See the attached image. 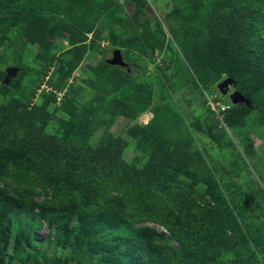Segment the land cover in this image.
Instances as JSON below:
<instances>
[{
  "label": "rangeland",
  "instance_id": "1",
  "mask_svg": "<svg viewBox=\"0 0 264 264\" xmlns=\"http://www.w3.org/2000/svg\"><path fill=\"white\" fill-rule=\"evenodd\" d=\"M224 1L214 2L221 13L216 25L234 27L239 13L222 16L228 10ZM7 2L0 0V4ZM174 8L172 0H115L105 11L91 14L93 31L86 32V48L80 53L78 65L56 64L59 74L68 80L55 100L50 85H37L38 73L27 72L23 83L11 85L13 77L8 79V70L17 68L18 75L19 67L13 65L16 55L8 44L10 39L3 40L5 33L0 30V130H11L13 135H7V139L16 144L6 150V160L12 164L17 158L39 156L43 168L54 176L66 175L70 186L66 190L71 188L65 203L48 184L16 182L11 177L0 183L13 202L6 217H17L19 223L35 218L26 228L34 234L25 235L23 242L16 229L6 235L5 245H1L5 246L3 264H63L66 258L70 264H151L152 258H147L150 252L168 256L172 264H264L263 128L253 123L256 112L239 132L230 129L224 115L217 112L221 122L219 127L213 126L202 103L198 76L189 61L185 71L178 69L171 49L150 51L146 37L159 36L174 43L173 28H182L181 23L190 17L171 13ZM136 29L139 32H134ZM60 34L53 41L54 53L71 47ZM118 35L124 39L121 47L114 45ZM13 36L14 32L6 33V38ZM40 48L38 42H28L23 61L40 69ZM116 49L127 52V65L105 63ZM57 66L51 71L57 72ZM129 81L132 87L123 92ZM27 85L31 87L21 98L20 90ZM64 93L68 99H63ZM45 94L50 98H43ZM221 97L228 102V95L221 93ZM228 104L222 101V105ZM222 127L226 131H221ZM241 136L245 145L240 143ZM116 181L122 186L104 188ZM27 187H31L30 205L18 193ZM172 191H186L198 201L197 195H203L213 203L215 194L227 198L222 217L208 203L203 210L196 209L206 221L220 220L227 227L226 241L212 235L205 239L207 249L202 260L189 258L182 242L150 217L131 221L136 237L123 235L108 247L104 239L96 238L97 234L94 238L88 233L83 236L75 217H69L61 235L51 230V213L80 212L79 219L87 230L85 216H91L94 210L99 212L109 203L127 212L139 210L127 206L134 205V201L178 224L181 218L167 196ZM83 196L98 199L89 207L84 205ZM99 196L103 197L101 202ZM191 223L193 231L197 223ZM141 229L151 232L143 233ZM155 233L164 237L158 239ZM110 246L121 259L109 256Z\"/></svg>",
  "mask_w": 264,
  "mask_h": 264
},
{
  "label": "trees",
  "instance_id": "2",
  "mask_svg": "<svg viewBox=\"0 0 264 264\" xmlns=\"http://www.w3.org/2000/svg\"><path fill=\"white\" fill-rule=\"evenodd\" d=\"M184 1L179 4V2L176 1V3L172 0L175 8L173 11H168L190 16L181 23L182 28H173L172 32L175 35V42H166L164 38L159 36L146 37L150 51L158 48L161 50L171 49L175 55L178 69H184L185 71L188 70L186 63L189 61L198 76L199 92L207 116L215 127H219L221 120L216 117L215 111L207 104L205 91L215 90V92L221 94L218 90L219 83L224 79L233 78L236 84L229 86L228 93L225 94L229 96L227 97L229 106L222 111L226 124L230 129L239 132L238 129L248 123V117H252V114L256 112L255 117L252 119L254 120L253 123L256 126H262L264 131V0L224 1L228 5V10L222 16L231 15L234 11L239 13L237 15L239 18L234 27L227 26V24L216 25L217 18L221 13L217 11L218 6L214 3L215 0ZM114 2L115 0H8L7 3L0 4V19L3 21L0 30L5 33L2 39H10L11 42H8V44L14 47L16 55L13 65L19 67L18 75L12 76L11 85L23 83L27 72L38 73L37 80L39 82L37 85L43 82L48 87L51 86L52 88H50L55 92L52 95L55 100L56 93L64 91L68 80L67 76L59 74L60 67L57 65L63 67L73 64L78 65L86 48L83 47L88 39L86 32L93 31L95 21H90L89 16L94 12L105 11ZM164 15L166 16V14ZM224 18L228 20L227 16ZM158 27L160 31V24ZM192 30H197L198 33L194 34ZM8 32H14V36L6 38V33ZM131 32H133V29ZM134 32L139 31L136 29ZM142 32H145V30ZM58 33H61L60 35L68 40L71 47L67 50H60V52L57 50L58 52L54 53L52 51L56 46L53 41ZM134 38L140 40L139 36ZM28 42L32 44L38 42L41 45V67L40 69L37 68L38 71L23 61ZM114 45L115 47L123 46L124 39L121 36H119V39L115 38ZM143 51L146 52L145 49ZM126 53L122 51L125 59L127 58ZM107 62L105 61L107 65H110ZM54 66L58 67L57 72L51 71ZM31 85H27L26 88L20 90L21 98ZM132 85V81H129L123 86L122 91L129 90ZM237 90L249 99L248 103H232L230 96ZM67 96V93H64L63 99H68ZM45 97L47 99L50 98L47 94L43 98ZM221 100L224 103H228L222 97ZM221 131L226 130L222 127ZM7 135H13V132L10 130L7 133L4 129L0 130V183L11 177L16 182L27 180L29 182L48 184L53 187L58 194L57 196L62 197L64 202L67 203L71 188L66 190L67 187H70L66 175L54 176L48 173L43 168V161L39 156L30 155L24 158H17L12 161V164L7 162L6 150L11 145H16L15 140L7 139ZM240 139V143L245 145V139L242 136ZM119 186H122V184L116 181L104 186V188L110 189ZM30 191L31 187L18 190L19 195L28 205L33 202ZM167 196L169 201L173 203L177 216L181 218L178 224H176L174 219L160 216L152 207H145L146 205L141 202L134 201V205L128 204L127 206H133L139 208V210L132 209L131 212H127L124 209L119 210L120 208L112 203H109L106 207L101 206L99 212L94 210L91 216H85L87 230H85L81 219H79L81 217L80 212L75 210L73 212H64L63 210L60 213H51L49 211L48 213H51V230H57L58 234L61 235L64 231L65 223L70 221L69 217H75L78 219L77 222H79L78 227L83 230V236L84 233H88L91 234V238H94V235L97 234L96 238L104 239L108 247L110 242H119V238L123 235H127L129 239L135 236L130 227L131 221H142L150 217L157 224L168 228L171 237L182 242L184 253L187 256L189 255V258L197 260H202L201 256L206 253L205 239L210 235L223 237L222 240L226 241V225L223 227L220 220L216 222L206 221L205 215L196 211V209L203 210L205 204L208 203L213 205L217 209L219 217H222L227 207L225 195L215 194L214 203L213 201H208L203 195H197L198 201L192 195L187 194L186 191H172ZM97 199L83 196L84 205L89 207ZM102 199L103 197L99 196L98 202H101ZM104 203L107 204L108 202L105 200ZM10 204H13V202L8 198L7 189L5 186L0 185V264L4 263L1 254L4 253L2 249L5 247H1V245L4 244L6 235L12 229L17 230V236L22 239V242L25 235L31 236L34 234V231L26 232V228L34 221V217L31 220H25L23 223H19L17 217H6V213L10 211ZM192 220L197 223L193 231L190 230L193 227ZM96 221L100 222V224L96 225ZM140 231L143 233L151 232L150 229H141ZM188 231L192 235L191 237H189ZM113 235L116 236L113 237ZM154 236L158 239L164 237L162 233H155ZM92 244L90 243L91 246ZM119 244L124 245L123 242ZM110 248L109 256L115 259L118 257L122 258L114 246H110ZM156 254L153 252L148 254L147 258H152L151 264H154V260L158 258L159 255L157 254L158 256H156ZM159 257L157 264H172L171 261L169 262L168 256ZM69 260V258H66L63 264H70ZM103 262L105 264V261ZM248 264H251V262H248Z\"/></svg>",
  "mask_w": 264,
  "mask_h": 264
},
{
  "label": "water",
  "instance_id": "3",
  "mask_svg": "<svg viewBox=\"0 0 264 264\" xmlns=\"http://www.w3.org/2000/svg\"><path fill=\"white\" fill-rule=\"evenodd\" d=\"M107 61L113 65H119V66L127 65V63L124 61V57L120 49L114 50L113 56L111 58H108ZM17 71H18L17 68H14V67L9 68L8 79H10V77L12 76H15ZM235 84H236V81L233 78L224 79L223 81L219 83L218 90L222 94H227L229 86L235 85ZM230 97H231V101L233 102V104L249 102V99H247L245 95L238 90L233 92Z\"/></svg>",
  "mask_w": 264,
  "mask_h": 264
},
{
  "label": "built area",
  "instance_id": "4",
  "mask_svg": "<svg viewBox=\"0 0 264 264\" xmlns=\"http://www.w3.org/2000/svg\"><path fill=\"white\" fill-rule=\"evenodd\" d=\"M205 96L207 98V104L219 114H222V111L229 106L222 105L221 95L217 92L210 93L209 91H205Z\"/></svg>",
  "mask_w": 264,
  "mask_h": 264
},
{
  "label": "flooded vegetation",
  "instance_id": "5",
  "mask_svg": "<svg viewBox=\"0 0 264 264\" xmlns=\"http://www.w3.org/2000/svg\"><path fill=\"white\" fill-rule=\"evenodd\" d=\"M234 91V90H233ZM233 91H231V92H233Z\"/></svg>",
  "mask_w": 264,
  "mask_h": 264
},
{
  "label": "clouds",
  "instance_id": "6",
  "mask_svg": "<svg viewBox=\"0 0 264 264\" xmlns=\"http://www.w3.org/2000/svg\"><path fill=\"white\" fill-rule=\"evenodd\" d=\"M221 95V94H220Z\"/></svg>",
  "mask_w": 264,
  "mask_h": 264
}]
</instances>
